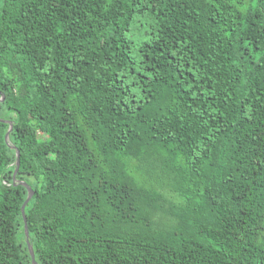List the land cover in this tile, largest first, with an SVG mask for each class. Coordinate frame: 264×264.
I'll return each mask as SVG.
<instances>
[{
  "label": "trees",
  "instance_id": "trees-1",
  "mask_svg": "<svg viewBox=\"0 0 264 264\" xmlns=\"http://www.w3.org/2000/svg\"><path fill=\"white\" fill-rule=\"evenodd\" d=\"M0 119V264H264V0H0Z\"/></svg>",
  "mask_w": 264,
  "mask_h": 264
},
{
  "label": "water",
  "instance_id": "water-1",
  "mask_svg": "<svg viewBox=\"0 0 264 264\" xmlns=\"http://www.w3.org/2000/svg\"><path fill=\"white\" fill-rule=\"evenodd\" d=\"M0 121L5 122V120H1V119H0ZM10 130H11V123L9 121V128H8V130H7V132L5 133V136H4V140H5V142L7 144H8V134H9ZM11 147H13V146H11ZM15 154H16V161H15V169H14V173H13V180H15V174H16V171L18 169V164H19V152L17 150H15ZM20 184L23 185L27 189V192H28L27 193V197H26L24 203L21 206V213H22V218H23V221H24L25 242L27 244L28 252H29L30 257H31V264H37L35 259H34V253H33L32 245L29 243V240H28V230H27V226H26V222H25V216H24V207H25L26 203L32 197L33 191L26 183L20 182Z\"/></svg>",
  "mask_w": 264,
  "mask_h": 264
}]
</instances>
